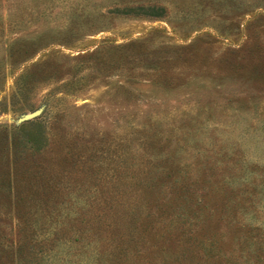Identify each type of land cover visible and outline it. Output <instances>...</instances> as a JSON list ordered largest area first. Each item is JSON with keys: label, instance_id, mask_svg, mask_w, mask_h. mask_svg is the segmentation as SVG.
<instances>
[{"label": "rangeland", "instance_id": "374dc122", "mask_svg": "<svg viewBox=\"0 0 264 264\" xmlns=\"http://www.w3.org/2000/svg\"><path fill=\"white\" fill-rule=\"evenodd\" d=\"M108 196L126 264H264V0H0V264Z\"/></svg>", "mask_w": 264, "mask_h": 264}, {"label": "trees", "instance_id": "16d2710c", "mask_svg": "<svg viewBox=\"0 0 264 264\" xmlns=\"http://www.w3.org/2000/svg\"><path fill=\"white\" fill-rule=\"evenodd\" d=\"M142 200L140 196L134 213L133 204H127L130 211L124 210V199L108 196L102 202H92L91 207L97 208L96 211L85 215H63L56 223L57 228L39 244L31 246L20 242L13 251L15 263L126 264L133 257L131 242L136 241L140 219L138 213L142 214L143 210Z\"/></svg>", "mask_w": 264, "mask_h": 264}, {"label": "water", "instance_id": "95a60500", "mask_svg": "<svg viewBox=\"0 0 264 264\" xmlns=\"http://www.w3.org/2000/svg\"><path fill=\"white\" fill-rule=\"evenodd\" d=\"M35 116H37V114H32V115H29V118H33Z\"/></svg>", "mask_w": 264, "mask_h": 264}]
</instances>
